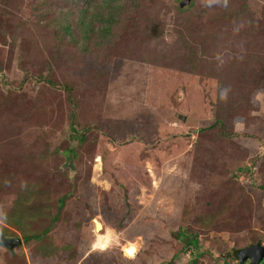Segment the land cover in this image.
Segmentation results:
<instances>
[{"label": "rangeland", "instance_id": "obj_1", "mask_svg": "<svg viewBox=\"0 0 264 264\" xmlns=\"http://www.w3.org/2000/svg\"><path fill=\"white\" fill-rule=\"evenodd\" d=\"M181 2L124 0L84 52L42 0H0V236L22 238L11 216L31 185L23 209L40 198L70 239L84 225L75 262L22 242L0 243V264H231L264 244V0Z\"/></svg>", "mask_w": 264, "mask_h": 264}, {"label": "trees", "instance_id": "obj_2", "mask_svg": "<svg viewBox=\"0 0 264 264\" xmlns=\"http://www.w3.org/2000/svg\"><path fill=\"white\" fill-rule=\"evenodd\" d=\"M55 1L42 0V8L46 12H54L56 14L52 18L55 28L60 32V37L70 40L84 52L91 50V45H97V39L102 43L105 42L113 33V29L115 30V27L120 23L124 13V0H58V3L54 4ZM36 11L40 17L47 18V13L41 8H37ZM216 124L222 125V134L224 136L230 137L236 134L227 131L226 126L220 119L216 120L214 126ZM71 130V138L75 141L77 147L81 146L87 138L86 131L84 133V131L79 129L75 112H72ZM72 146L75 147V145ZM65 155L72 161L73 165L77 155L75 149L68 147ZM260 186L264 188V183ZM75 190L76 185L72 181L69 191L57 200L56 204L59 208H63L69 202L68 200L74 195ZM32 195H34L32 185L24 188L16 195L11 220L17 231L21 233V239L24 244L28 246L37 244L32 250L33 260L36 261L37 259L39 261L40 257L51 260L62 253L71 262L77 261L79 232L84 230V225H81L83 221L81 219L75 220L73 227L76 226L74 232L78 236L70 239L65 233V224L59 215L60 213H53L47 207H45L47 210L43 211L44 205L40 198L33 199L32 203H27L29 207L22 208L25 202L30 201ZM44 219L47 220L46 223ZM27 221L34 223L32 224L33 226L29 227ZM37 222L38 224L35 225ZM55 234H57L56 238ZM100 238L101 234L98 235L97 240ZM188 242L193 244L195 248L197 247L196 239H189ZM2 245L5 246L4 244ZM248 246L249 244L243 245V247L237 249L235 258L231 261L237 259L239 251ZM7 251L9 253L14 252L9 247H7Z\"/></svg>", "mask_w": 264, "mask_h": 264}, {"label": "water", "instance_id": "obj_3", "mask_svg": "<svg viewBox=\"0 0 264 264\" xmlns=\"http://www.w3.org/2000/svg\"><path fill=\"white\" fill-rule=\"evenodd\" d=\"M191 0H182L181 5H185L190 3ZM96 229H101L102 223L94 219ZM0 243L6 245L10 249H13L16 245L22 243V239L20 237H4L0 236ZM132 247L129 248V250ZM239 264H245V262L249 261L250 264H263L264 263V244L258 242L252 244L248 247L241 249L238 253Z\"/></svg>", "mask_w": 264, "mask_h": 264}, {"label": "clouds", "instance_id": "obj_4", "mask_svg": "<svg viewBox=\"0 0 264 264\" xmlns=\"http://www.w3.org/2000/svg\"><path fill=\"white\" fill-rule=\"evenodd\" d=\"M234 261H237L238 262V264H239V257L237 258V259H235ZM234 263V262H233ZM250 262L249 261H247V262H245V264H249ZM232 264V263H231Z\"/></svg>", "mask_w": 264, "mask_h": 264}, {"label": "built area", "instance_id": "obj_5", "mask_svg": "<svg viewBox=\"0 0 264 264\" xmlns=\"http://www.w3.org/2000/svg\"><path fill=\"white\" fill-rule=\"evenodd\" d=\"M232 264H238V262L237 261H234V263H232ZM250 264V263H249ZM264 264V263H263Z\"/></svg>", "mask_w": 264, "mask_h": 264}, {"label": "bare ground", "instance_id": "obj_6", "mask_svg": "<svg viewBox=\"0 0 264 264\" xmlns=\"http://www.w3.org/2000/svg\"><path fill=\"white\" fill-rule=\"evenodd\" d=\"M135 253H137V251ZM135 253L133 255H135Z\"/></svg>", "mask_w": 264, "mask_h": 264}]
</instances>
